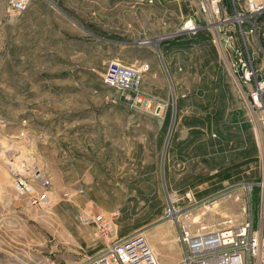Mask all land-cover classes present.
I'll return each instance as SVG.
<instances>
[{"label":"rangeland","instance_id":"obj_1","mask_svg":"<svg viewBox=\"0 0 264 264\" xmlns=\"http://www.w3.org/2000/svg\"><path fill=\"white\" fill-rule=\"evenodd\" d=\"M2 1L0 264L101 255L104 235L82 220L95 212L113 218L117 239L143 234L158 264H177L184 249L165 218L171 204L191 229L227 217L258 229L262 110L234 72L231 43L255 52L262 79L264 63L233 10L224 20L207 0H32L11 15ZM190 19L194 33L182 30ZM113 60L148 65L136 90L103 82ZM42 181L44 205L32 201Z\"/></svg>","mask_w":264,"mask_h":264},{"label":"built area","instance_id":"obj_2","mask_svg":"<svg viewBox=\"0 0 264 264\" xmlns=\"http://www.w3.org/2000/svg\"><path fill=\"white\" fill-rule=\"evenodd\" d=\"M32 0H6L7 10L11 15L23 13ZM48 1V0H45ZM152 3L153 0H146ZM212 13L220 14L224 20L229 19L231 9L239 24V36L254 35L257 37V19L264 13V0H207ZM251 20L250 26L243 29L242 24ZM253 20V21H252ZM196 25L193 20H187L182 30L194 33ZM231 43L233 52L232 62L234 72L237 73L240 84L248 88L249 102L262 110V124L264 127V79L257 77L254 66L255 52L249 53V47L244 44ZM148 69V65L134 67L117 60L110 61L102 75L103 82L113 87L117 92L126 93L137 89L140 74ZM250 85V88L248 87ZM1 122V118H0ZM48 182L42 181L43 189L32 195L33 203L44 205L48 202L47 191L44 190ZM20 189L31 192L33 187L20 181ZM260 189L259 227L253 228L252 220L245 219L236 222L227 217L225 225L220 229H209L205 225H198L191 229L189 214L181 208L171 204L166 210L165 218L176 225L177 239L183 246V255L177 264H264V155L262 172L258 181ZM83 221L94 222L101 231L107 244L101 255L88 257L81 264H158L157 258L141 233H134L116 237L113 218L100 212L83 215ZM6 264H24L11 262Z\"/></svg>","mask_w":264,"mask_h":264},{"label":"crops","instance_id":"obj_3","mask_svg":"<svg viewBox=\"0 0 264 264\" xmlns=\"http://www.w3.org/2000/svg\"><path fill=\"white\" fill-rule=\"evenodd\" d=\"M4 3V4H3ZM7 6V4H6ZM4 7H5V2L2 1L0 3V9L1 11L4 12ZM1 16V15H0ZM1 19L5 22H7L9 19L7 17H1ZM257 51L260 52L261 54V58L258 59V63H264V13L258 17L257 19ZM258 58V57H257ZM90 238V237H89ZM92 238V237H91ZM92 240V239H91ZM101 249V248H100ZM100 249H96V251L93 253V255H95L97 252L100 251ZM182 255H183V252H182ZM181 255V257H182ZM174 260H176L174 258ZM180 261V260H179ZM178 261V262H179ZM177 262V263H178ZM165 264H174V262H167Z\"/></svg>","mask_w":264,"mask_h":264}]
</instances>
